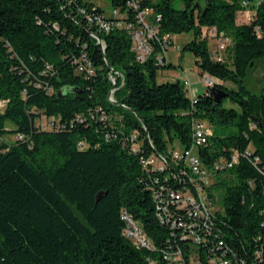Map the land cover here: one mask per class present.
<instances>
[{
    "label": "trees",
    "instance_id": "obj_1",
    "mask_svg": "<svg viewBox=\"0 0 264 264\" xmlns=\"http://www.w3.org/2000/svg\"><path fill=\"white\" fill-rule=\"evenodd\" d=\"M129 1L110 4L135 22ZM138 1L162 15V32L193 33L181 52L213 80L195 99L181 80L157 82L169 60L140 62L127 29L88 20H110L94 0H0V264H264V75L250 87L264 68V0L250 22L238 15L256 0ZM213 30L231 40L224 52ZM213 87L226 92L220 103ZM44 118L59 126L42 129ZM195 119L235 128L199 148L224 192L199 241L185 236L189 207L163 222L155 200L156 178L195 191L172 159L176 142L192 145ZM154 153L164 171L144 166ZM124 212L151 248L124 233Z\"/></svg>",
    "mask_w": 264,
    "mask_h": 264
},
{
    "label": "built area",
    "instance_id": "obj_2",
    "mask_svg": "<svg viewBox=\"0 0 264 264\" xmlns=\"http://www.w3.org/2000/svg\"><path fill=\"white\" fill-rule=\"evenodd\" d=\"M263 0H256L252 5L248 4L247 1H244L243 8L239 12V20L244 22H250L255 14V10L262 3ZM129 4L133 6L136 13V21L128 20V14L120 11L119 8H112L109 16L110 20L106 21L100 16L92 17L87 15L88 20L98 24L105 31L111 30L112 27L125 28L129 31L132 38L133 50L135 51L136 58L140 62H146L151 57H155L156 64L165 65L168 63V52L170 46L175 44L174 37L171 33H164L161 31L160 20L162 15L155 13V9L152 6L141 7L138 0H130ZM213 36H217L216 30L212 32ZM229 38L224 35H218L215 39V52L221 53L224 52L229 44ZM104 48V43L101 42ZM181 50V45H178ZM121 76V73L118 71H113L110 73V79L114 84L113 89L109 94L110 101H113V94L116 90L117 79ZM183 82L187 89L191 91V83L187 78H183ZM204 83L206 85H211L213 80L206 76L204 78ZM188 90V91H189ZM195 99V98H192ZM5 105L4 101L0 102V107ZM42 129L51 130L58 127L53 119L44 118L41 121ZM212 134L210 126L201 119H195L193 121V133H192V145L189 148H182L180 150H173L172 159L174 162H183L189 167V171L184 170L181 174L183 179H180V176H176L180 183L191 184L193 186L194 192L190 189L180 190L172 187H167L165 184L160 185V178H156L155 182L158 184V187L155 189V200L158 202L159 216L163 222L170 220V212L173 208V205L177 204L178 208L189 207L188 217L189 220L187 223H190L186 228L185 236H190L193 239L199 241L204 235V231L208 228V225L211 221L212 215L216 210L213 208V199L209 196L211 193V183L209 181V173L215 175L214 170H217V165L214 168H209L201 159L199 148L208 143V138ZM22 137V136H21ZM134 149L138 150L137 145H134ZM236 160V157H234ZM157 160L160 161L157 164ZM166 158L160 154L154 153L149 158L143 160L145 167H158L161 171L165 169ZM189 172V173H188ZM173 175V171H170ZM211 174V176H212ZM165 181L169 180L170 175L165 173ZM187 186V185H186ZM161 214V215H160ZM123 218L127 223L124 233L133 239L135 243L144 248H151V240L143 231L142 226L137 223L127 212L123 213ZM178 223L173 221L172 228H174ZM198 264V260L193 259ZM191 262V263H192ZM219 264H228L227 261H220Z\"/></svg>",
    "mask_w": 264,
    "mask_h": 264
},
{
    "label": "rangeland",
    "instance_id": "obj_3",
    "mask_svg": "<svg viewBox=\"0 0 264 264\" xmlns=\"http://www.w3.org/2000/svg\"><path fill=\"white\" fill-rule=\"evenodd\" d=\"M97 4H99L100 6H102V8L104 9L105 13L107 15L111 14L112 11V6L110 4V0H94ZM154 2H157L158 0H152ZM175 5L178 7H182V2L181 0H175ZM193 38V33L192 32H188V33H183V34H176L174 37L175 40V44L173 46H170L169 52H168V56L171 57L174 61H172L173 65L168 66V67H161L158 69L157 71V76H156V80L158 83H163V82H174L177 80H181L183 82V78H188L190 80V83L192 84V87H197L200 85H204V78L206 77V75H202L200 73V70L198 69V67L196 66V57L194 56V54L190 51H184L181 52V50L179 49L178 45H181V47L183 48V46L191 41ZM212 42V41H211ZM231 43V40L230 42ZM212 44L214 45V43L212 42ZM228 54V53H227ZM175 73H180L182 75V79H176L172 74ZM264 75V68H259L258 70H256L254 73H252L251 76V83H250V87L252 88V90H257L259 86H261V84L257 81L258 78H260V76ZM257 81V82H254ZM114 85V84H113ZM229 86H234V84L229 83ZM187 88V87H186ZM255 88V89H254ZM189 90V89H188ZM188 95H191V91H188ZM198 94L194 95L197 96ZM116 101L115 100V93L113 94V102ZM225 105L228 106L229 102H225ZM9 127H12L13 124L12 123H8ZM211 130L215 132L216 135H220V134H228L232 131L235 130L234 127H229L226 129H223L220 126H210ZM10 139V141H12V138H8ZM182 147L178 144V142L175 143V145L173 146V150H180ZM160 161L157 160V164H159ZM212 172L209 173V181L211 183V193H212V203H213V208L212 210H217L218 207H222V198H223V189H219L217 186H214V183L217 180V176L212 174ZM191 264H196L195 261H193Z\"/></svg>",
    "mask_w": 264,
    "mask_h": 264
},
{
    "label": "crops",
    "instance_id": "obj_4",
    "mask_svg": "<svg viewBox=\"0 0 264 264\" xmlns=\"http://www.w3.org/2000/svg\"><path fill=\"white\" fill-rule=\"evenodd\" d=\"M168 59L170 61V63H172V61H174L171 57L168 56ZM173 64V63H172ZM176 79H182V75L180 73H175V74H172ZM204 85H200V86H197V87H192L191 89V95H189L191 98H195L196 94H199V93H202L204 91L207 90V87H206V84L203 82ZM192 86V84H191Z\"/></svg>",
    "mask_w": 264,
    "mask_h": 264
},
{
    "label": "water",
    "instance_id": "obj_5",
    "mask_svg": "<svg viewBox=\"0 0 264 264\" xmlns=\"http://www.w3.org/2000/svg\"><path fill=\"white\" fill-rule=\"evenodd\" d=\"M212 92L214 94V99L216 103H220L222 98L225 97L226 92L224 90H221L219 88L213 87Z\"/></svg>",
    "mask_w": 264,
    "mask_h": 264
}]
</instances>
